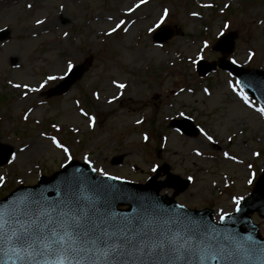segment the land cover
<instances>
[{
    "label": "rangeland",
    "instance_id": "1",
    "mask_svg": "<svg viewBox=\"0 0 264 264\" xmlns=\"http://www.w3.org/2000/svg\"><path fill=\"white\" fill-rule=\"evenodd\" d=\"M136 2L0 0V30L9 33L8 39L0 40V143L11 146L18 157L13 164L0 167V175L6 177L0 199L21 185L36 184L42 175L50 176L72 160L84 162L86 156L93 167L136 183L152 177L150 169L155 164H167L172 174L183 179L191 175L194 182L177 200L191 209L212 208L216 220L221 209L234 211L233 196L250 194L255 184L247 183L250 172L258 177L264 171V117L233 93L227 82L235 83V78L221 70L201 78L188 57L197 54L205 38L216 42L218 31L227 22L231 27L226 34L236 35L228 58L244 67L264 70V24L260 23L264 20V0H149L135 13L125 15ZM209 3L214 7H201ZM225 4L229 7L224 8ZM165 7L170 10L165 26L173 37L158 44L147 29ZM193 11L200 15L193 17ZM109 15L136 23L130 24L128 33L107 36L113 26L107 21ZM36 19L45 20V24L37 26ZM64 32L69 35L65 37ZM212 47L205 53L210 62L222 57ZM250 50L256 53L251 61ZM69 59L85 71L61 96H48L58 81L42 93H30L32 99L25 104L22 91L8 83L37 86L48 74L63 75ZM113 80L128 87L117 89ZM204 88L211 96L204 94ZM97 91L101 93L99 101L92 95ZM121 91L124 95L120 99L107 104ZM76 100L89 115L96 116L95 128L88 127L87 119L78 115ZM27 107L33 112L24 121ZM184 117L205 128L217 143L208 144L200 133L186 136L171 127L173 118ZM138 119L143 123L137 124ZM53 123L61 126L60 133L51 127ZM75 128L79 132L73 131ZM42 132L57 135L70 147L72 159L50 146ZM145 133L150 137L148 143L143 140ZM26 144L32 149L20 153L19 148ZM196 147L204 150L203 157L195 156ZM224 151L237 155L243 163L225 161ZM253 152L261 156L257 158ZM121 155L123 164L112 165ZM249 163L251 170L246 167ZM162 192L171 196L173 190ZM253 220L264 236V219L255 214Z\"/></svg>",
    "mask_w": 264,
    "mask_h": 264
},
{
    "label": "snow or ice",
    "instance_id": "2",
    "mask_svg": "<svg viewBox=\"0 0 264 264\" xmlns=\"http://www.w3.org/2000/svg\"><path fill=\"white\" fill-rule=\"evenodd\" d=\"M148 3L149 0H137L134 5L127 8L125 15L130 16ZM201 7L210 9L214 5L209 3ZM228 7L229 5H224V8ZM28 8L31 9L32 5L29 4ZM169 15V8H163L154 25L147 29L148 33H154L159 29L160 38H166L167 29L164 26ZM191 15L198 17L200 13L193 11ZM107 21L113 23L106 32L107 36L121 31L128 33L130 24L136 23L124 19L114 20L111 15L107 17ZM260 23L264 24V20ZM35 24L44 25L45 20L36 19ZM230 27L231 25L226 22L218 31L217 39H223L217 47L228 44L229 37L226 36V32ZM63 35L67 37L69 33L64 32ZM211 47L209 40L204 39L197 49V54L188 57L190 64L197 65L205 60V53L210 51ZM255 56L256 53L250 50L248 60L251 61ZM231 63L236 64L237 61L232 59ZM74 69L75 65L69 59L66 61L63 75L48 74L37 86H31L29 83H13L11 80L8 83L12 88L22 91L21 99L27 104L32 99L30 93H42L56 82L64 81ZM228 75L231 77L232 73L229 72ZM112 83L120 90L128 87L125 83L116 80ZM227 83L245 105L254 108L264 117V106L256 107L251 102L248 94L240 87L241 81L237 80L233 83L232 80H228ZM180 91L184 92L185 89L181 88ZM187 91L191 92L192 89L189 88ZM203 92L207 96L212 94L208 88H204ZM92 95L96 101L101 99V93L98 91ZM123 95L124 92L121 91L119 96L107 100V104H113ZM40 103L43 105L45 101L41 99ZM75 105L78 115L87 119L88 127L95 128L96 116L89 115V112L80 106V100H76ZM32 112L33 108L27 107L23 113V120L28 121ZM180 116H185V113L180 112ZM35 123L39 124L40 121L37 120ZM136 123L142 124L143 121L138 119ZM51 127L56 133L62 131L57 123H53ZM73 131L79 132V129L75 128ZM177 131L179 132V129ZM199 132L208 144L217 143L205 128L200 127ZM41 136L49 141L54 149H59L66 159H72L70 147L57 135L49 136L42 132ZM164 139L167 140L166 137ZM227 139L231 141L233 137L229 135ZM143 140L145 143L149 142L150 137L147 133L143 135ZM28 149L30 145L26 144L19 148V152L24 153ZM194 153L196 157H203L205 154L201 147H196ZM252 155L259 158L261 153L253 152ZM222 156L225 161L243 163L237 155L228 151H224ZM17 158V153L11 152L8 163L13 164ZM84 159L92 172H99L108 180H122L119 176H111L103 169L93 167L92 161L87 156ZM246 167L251 170L253 165L249 163ZM150 170L155 175L149 179L160 181L157 189L174 185L178 181L176 176H165L163 173H166L167 169L161 172L159 164L151 166ZM187 180L194 182L195 178L189 175ZM255 180V172H250L247 183L252 185ZM5 183L6 177L0 175V188ZM61 183L63 195L55 201L50 200L45 192L41 191L21 196L11 204L0 208V255L14 257L13 264H208L212 260L231 261L236 264L241 255L246 259L264 255V249L253 246L251 237L241 239L229 234L221 240L218 239V236H222L218 231V225L188 217L166 219L173 214L163 207L158 198L132 196V199L140 202L143 211L133 217H121L111 210L112 200L116 197L112 196L110 199L107 189L101 192L97 186L95 195L86 194L89 180L83 174L66 177ZM244 200L243 196L232 197L236 213L242 211ZM176 207L183 209L185 206L179 204ZM232 215V212L221 209L220 225ZM0 264H4V261H0Z\"/></svg>",
    "mask_w": 264,
    "mask_h": 264
},
{
    "label": "water",
    "instance_id": "3",
    "mask_svg": "<svg viewBox=\"0 0 264 264\" xmlns=\"http://www.w3.org/2000/svg\"><path fill=\"white\" fill-rule=\"evenodd\" d=\"M0 37L5 38L6 32H1ZM171 37V33L167 35L166 38H160V35L157 36L158 40L161 39H169ZM229 41L226 46L217 47L216 49L222 50L224 53H229L233 48V39L234 35L230 34ZM220 45V44H219ZM217 65L225 70L231 71L235 74L239 81H241L242 88L253 95L256 99L260 100L261 104L264 106V72L258 70H244L237 66H232L230 63L226 62L225 59L219 61V63L215 62L213 64H208L205 62H201L199 65V71L201 75H206L211 72L213 69L217 68ZM214 66V67H213ZM83 69L77 68L74 73L63 83L61 86L57 87L56 89L52 90L50 93L51 95H59L65 92L68 87L82 75ZM177 126L181 127L182 124H176ZM191 135H196V132H188ZM3 148L0 145V149ZM13 152L12 148H5V154L0 159V165L5 164L8 161L9 156ZM123 160V156L116 158L115 164L121 163ZM165 169V168H164ZM163 169V170H164ZM167 174L169 173L168 168ZM83 174L84 177H87L89 180V187L86 189L87 195H95L97 186L99 190L103 192L104 189H107L109 192V198L111 199L112 196L116 198L112 200L111 210L116 212L119 216H128L133 217L143 211L142 207L140 206V202L132 199V196H142V197H155L158 198L163 205L164 208L168 209L173 215L171 217H166V219H175V218H192L196 220H202L208 224H215L212 220L213 212L204 211V212H192L186 209H178L176 206L177 204L171 200V203H166V197H161L159 192L162 188L157 189V179L155 181L150 180L148 185L146 186H138L133 185L126 182H120L117 180H108L107 178L103 177H96L95 173L91 171V168L87 165H81L77 162L66 167L63 171L55 174L53 177L46 179L43 178L40 181V184L34 188H19L9 197L5 198L4 200L0 201V208H3L12 203V201L17 200L19 197L28 195L30 193H38V192H45L47 197L50 200L55 201L58 199L59 196H62L63 193L61 191L62 188V181L66 177L71 176H78ZM111 186V187H110ZM172 187H176L180 190L181 186L176 182L174 185H168ZM120 205H130L131 208L127 211L118 210V206ZM254 212H259V214L264 217V175L259 179L254 188L253 194L250 198L246 199L242 204V211L240 213H236L232 215L223 225H218V231L222 233V236H218V239L223 240V237L229 236V234H233L238 238L246 239L251 237V242L254 247L257 249H264V240L261 239L258 226L254 225L250 214ZM243 225H246V229L242 228ZM0 261H4V264H13L14 257L9 258L6 255H0ZM208 264H233L231 261H218L212 260L209 261ZM236 264H264V255H257L253 256L250 259L244 258L242 255Z\"/></svg>",
    "mask_w": 264,
    "mask_h": 264
},
{
    "label": "bare ground",
    "instance_id": "4",
    "mask_svg": "<svg viewBox=\"0 0 264 264\" xmlns=\"http://www.w3.org/2000/svg\"><path fill=\"white\" fill-rule=\"evenodd\" d=\"M31 149H32V148H30V150H31ZM30 150H29V151H30Z\"/></svg>",
    "mask_w": 264,
    "mask_h": 264
}]
</instances>
